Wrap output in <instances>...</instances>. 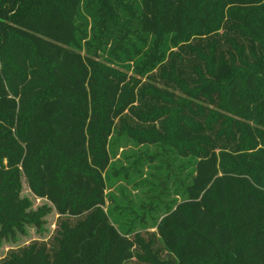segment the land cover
<instances>
[{
  "label": "trees",
  "instance_id": "16d2710c",
  "mask_svg": "<svg viewBox=\"0 0 264 264\" xmlns=\"http://www.w3.org/2000/svg\"><path fill=\"white\" fill-rule=\"evenodd\" d=\"M23 180L0 264H264V0H0V238Z\"/></svg>",
  "mask_w": 264,
  "mask_h": 264
},
{
  "label": "rangeland",
  "instance_id": "374dc122",
  "mask_svg": "<svg viewBox=\"0 0 264 264\" xmlns=\"http://www.w3.org/2000/svg\"><path fill=\"white\" fill-rule=\"evenodd\" d=\"M88 40V39H87ZM123 71L122 69H119ZM132 72H128V76H131ZM137 148L127 147L124 149H120L115 160H121L122 165L127 166V160L121 159L120 155L123 152H126V156L132 155V152H137ZM113 160V161H115ZM148 169L145 168L140 172V174L134 175L128 181H121L116 184V187L122 185L126 191L130 194L131 199H134L136 195L139 193L136 191L135 187L138 186L139 182L145 180L147 178ZM131 171L128 173L130 175ZM131 181H136L137 183H131ZM112 191V190H111ZM21 196L28 200L29 206L27 211L29 212H38L39 210L45 209L47 210L44 215L40 218V227L27 224L25 225L22 232H17L14 236L8 238H0V260L5 257V255L11 251L16 250L18 248L24 247L33 241H47L53 234L56 223L58 220V215L55 213L52 205L45 199L37 198L34 196L28 187L26 186L23 180V187ZM153 231V230H152Z\"/></svg>",
  "mask_w": 264,
  "mask_h": 264
}]
</instances>
